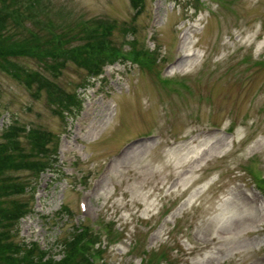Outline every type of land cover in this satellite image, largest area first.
<instances>
[{
	"label": "rangeland",
	"instance_id": "rangeland-1",
	"mask_svg": "<svg viewBox=\"0 0 264 264\" xmlns=\"http://www.w3.org/2000/svg\"><path fill=\"white\" fill-rule=\"evenodd\" d=\"M143 1L137 13L132 0H38L25 34L40 29L44 43L55 34L75 50L84 42L76 32L103 21L114 45L147 38L157 58L155 77L148 65L117 63L92 86L91 68L77 62L57 77L51 59L45 67L37 56L10 57L64 95L77 93L84 101L77 117L52 111L55 88L34 92L9 75L13 65L9 74L0 66V138L11 124L60 137L55 171L39 181L11 173L28 187L18 199L32 203L35 194L15 240H38L60 258L58 243L83 221L75 215L86 197L125 238L105 240L99 264H264V189L252 176L264 175V0ZM174 58L164 74L179 86L158 77Z\"/></svg>",
	"mask_w": 264,
	"mask_h": 264
},
{
	"label": "trees",
	"instance_id": "trees-1",
	"mask_svg": "<svg viewBox=\"0 0 264 264\" xmlns=\"http://www.w3.org/2000/svg\"><path fill=\"white\" fill-rule=\"evenodd\" d=\"M38 0H0V66L8 70V65H13V78L24 81L29 89L39 90L44 84L53 89L55 96L48 95L49 103L55 104L52 111L60 116L66 113H73L81 110V102L76 95H64L56 85L49 84V78L43 76L38 70H29L17 66L10 57L25 58L37 56L45 62L51 59V71L57 76L60 69L64 68L67 61L77 62L83 67H90V76L99 73L104 60L115 62L119 59L128 58L123 55L121 48L114 45L109 39L112 27L106 22L100 21L95 25L86 24L75 34L81 41H84L75 50H67L64 41H59L55 34L52 37L51 46L44 43L41 38V30H28L26 22L37 20L40 6ZM137 13L143 9V0H132ZM32 15V16H31ZM42 21V20H39ZM38 21V22H39ZM44 22V21H43ZM47 24V22H45ZM45 24V25H46ZM22 30H21V29ZM134 31V30H133ZM53 32V31H52ZM58 40V41H57ZM134 46V45H132ZM135 48V49H134ZM138 48V46H137ZM130 55H135L139 60L142 56L147 57L148 52L141 54L136 46L133 47ZM55 55L54 56V52ZM155 62V61H154ZM152 61H142L148 64L151 69ZM23 69V70H21ZM37 86L38 88H34ZM64 95V96H63ZM0 138V264H92L91 249L99 243L96 236L89 229L74 231L69 237L60 242L59 249L63 258L55 260L53 257L46 258V253L37 250L36 244L29 246L16 239L19 235V224L22 218L32 212L31 204L22 201L19 197L25 196L28 192L27 184L19 178L11 175L12 172H28L29 176L36 178V181L49 169H53L57 162V144L49 148L53 138L46 132L36 128L27 129L22 126L13 125L6 129ZM16 197L17 199H15Z\"/></svg>",
	"mask_w": 264,
	"mask_h": 264
}]
</instances>
